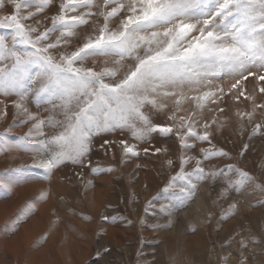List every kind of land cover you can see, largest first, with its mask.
Returning <instances> with one entry per match:
<instances>
[{
  "label": "rangeland",
  "instance_id": "374dc122",
  "mask_svg": "<svg viewBox=\"0 0 264 264\" xmlns=\"http://www.w3.org/2000/svg\"><path fill=\"white\" fill-rule=\"evenodd\" d=\"M62 2L52 0L42 14L25 23L36 26L38 20L43 31ZM13 11L6 4L0 17ZM102 23V18L95 21L97 26ZM0 34L7 30L0 29ZM92 34V27L77 29L57 51H74ZM116 59L90 57L84 67L99 71ZM234 82L230 77L214 80L211 89L222 87L225 95L203 110L184 102L175 111L171 100L162 112L145 109L159 125L176 123L169 119L173 114L191 116L200 134L203 124L215 119L207 129L209 141L189 138L193 147L185 149L175 128L167 136L154 132L143 142L127 129L101 132L92 137L82 163L66 160L51 171L38 166L51 153L21 146L35 122L22 123L25 115H18L13 103L19 98L0 95V179L10 170H18L23 178L11 190L0 185V264H264V108L256 107L251 121L236 115L264 104V93L259 92L264 81L249 76L242 82L245 95L254 100H236L237 90L228 92ZM185 93L194 94L187 89ZM24 103L41 119L63 120L59 109L44 98L30 94ZM256 124L262 127L254 132ZM62 130L46 126L40 139ZM121 141L135 145L138 155L124 153ZM204 149L227 155L205 159ZM197 160L203 174L196 172ZM181 167L194 185L190 195L181 192L186 181H173ZM241 172L250 179L235 187ZM30 204L34 206L29 213L16 218Z\"/></svg>",
  "mask_w": 264,
  "mask_h": 264
},
{
  "label": "snow or ice",
  "instance_id": "6c2138e0",
  "mask_svg": "<svg viewBox=\"0 0 264 264\" xmlns=\"http://www.w3.org/2000/svg\"><path fill=\"white\" fill-rule=\"evenodd\" d=\"M6 4L14 11L0 17V29L7 30V34H0V95L18 97L13 103L17 114L25 115L22 123L35 122L21 146L51 153L38 165L49 171L66 160L82 163L92 137L101 132L127 129L137 142H143L154 132L167 136L175 128L182 147L190 149L189 138L209 141L207 129L215 119L205 122V131L200 134L194 131L191 116L177 118L173 114L169 119L176 123L159 125L153 123L146 107L162 112L171 100L175 111L184 102L203 110L225 95L222 87H210L214 80L225 77L235 81L228 92L237 90L236 100L241 96L254 100V96L245 95L242 82L249 76L264 81V74H260L264 73V0H103L102 4L63 0L43 31L40 21L36 26L25 22L36 19L52 0H0V10ZM99 18L103 23L97 26ZM114 21H119L115 28L111 27ZM85 26L92 27L93 34L81 46L71 52L57 51ZM57 32L59 36L52 41ZM53 51H57L56 56ZM90 57L117 59L113 66L105 64L97 71L84 67ZM126 60L131 61L127 66L122 63ZM38 80L39 86L33 89ZM185 89L194 94H186ZM259 92L264 93V87ZM30 94L58 108L63 120L49 116L46 121L30 112L24 103ZM256 107L264 108V104L236 115L251 121ZM2 114L6 115V106ZM57 125L63 130L40 139L46 126ZM261 127L256 124L253 131ZM120 143L124 153L138 155L135 145ZM203 151L205 159L227 155ZM190 159L183 158L182 165ZM196 165V172L203 174L200 161ZM17 172H6L0 185L11 190L12 184L23 179ZM177 179L186 181L181 192L190 195L194 185L183 167L173 181ZM249 179L241 172L233 186L244 185ZM33 206L27 205L16 218L27 215Z\"/></svg>",
  "mask_w": 264,
  "mask_h": 264
}]
</instances>
